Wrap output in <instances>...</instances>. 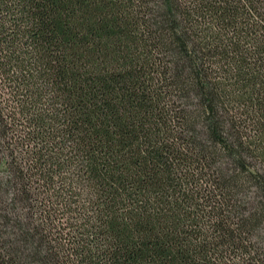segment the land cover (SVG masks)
<instances>
[{"label":"trees","instance_id":"trees-1","mask_svg":"<svg viewBox=\"0 0 264 264\" xmlns=\"http://www.w3.org/2000/svg\"><path fill=\"white\" fill-rule=\"evenodd\" d=\"M0 264H264V0H0Z\"/></svg>","mask_w":264,"mask_h":264}]
</instances>
